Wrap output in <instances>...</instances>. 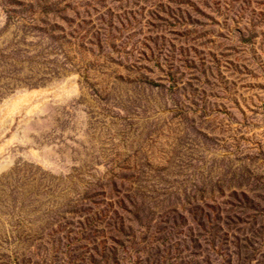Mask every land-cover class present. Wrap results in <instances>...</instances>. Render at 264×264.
Returning a JSON list of instances; mask_svg holds the SVG:
<instances>
[{
	"label": "rangeland",
	"instance_id": "1",
	"mask_svg": "<svg viewBox=\"0 0 264 264\" xmlns=\"http://www.w3.org/2000/svg\"><path fill=\"white\" fill-rule=\"evenodd\" d=\"M0 264H264V0H0Z\"/></svg>",
	"mask_w": 264,
	"mask_h": 264
}]
</instances>
